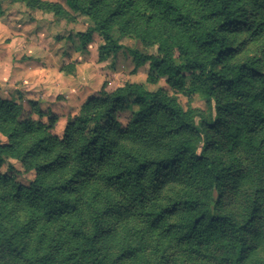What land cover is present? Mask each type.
<instances>
[{
    "label": "trees",
    "instance_id": "16d2710c",
    "mask_svg": "<svg viewBox=\"0 0 264 264\" xmlns=\"http://www.w3.org/2000/svg\"><path fill=\"white\" fill-rule=\"evenodd\" d=\"M65 3L91 21L72 38L81 49L97 34L104 62L133 37L149 73L89 98L61 137L0 99V168L34 172L27 186L12 165L0 173V264H264V48L237 61L264 39V0ZM161 79L204 111L150 91ZM133 103L122 127L115 114Z\"/></svg>",
    "mask_w": 264,
    "mask_h": 264
},
{
    "label": "rangeland",
    "instance_id": "374dc122",
    "mask_svg": "<svg viewBox=\"0 0 264 264\" xmlns=\"http://www.w3.org/2000/svg\"><path fill=\"white\" fill-rule=\"evenodd\" d=\"M40 1L59 5L67 14L56 16L32 10L24 2L0 0V99L22 106L21 120L30 118L47 126L52 124L51 134L61 137L66 124L89 98L97 97L103 88L111 92L126 83L145 84L149 66L134 68L128 50H143V46L133 37L123 38L124 49L99 62L100 36L94 34L84 49L72 40L77 33L85 32L91 21L71 12L65 0ZM263 48L264 39L246 43L237 61L261 59ZM148 87L150 91L164 89L184 109H205L200 95L175 92L164 79ZM135 111L137 106L133 103L130 109L117 111L115 119L125 127ZM0 141L6 139L0 136ZM8 165L15 168L17 173L13 175L20 184L27 186L33 180L34 172L25 173L21 163L12 159L4 160L1 174L8 172Z\"/></svg>",
    "mask_w": 264,
    "mask_h": 264
}]
</instances>
